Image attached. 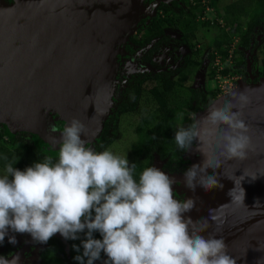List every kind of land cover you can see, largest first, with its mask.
Listing matches in <instances>:
<instances>
[{
	"label": "water",
	"instance_id": "obj_1",
	"mask_svg": "<svg viewBox=\"0 0 264 264\" xmlns=\"http://www.w3.org/2000/svg\"><path fill=\"white\" fill-rule=\"evenodd\" d=\"M142 2L0 0V124L56 146L75 118L84 125L81 138L92 143L112 105L118 51L141 19ZM245 86L212 109L231 101L242 113L250 138L247 158L220 156L219 134L201 120L207 164H221L207 174H216L223 188L186 187L184 200L195 206L184 215L199 234L222 237L236 264H264V87ZM57 120L63 121L60 130ZM205 159L200 153L195 162L202 166ZM242 188L244 202L232 201L229 191L243 195Z\"/></svg>",
	"mask_w": 264,
	"mask_h": 264
},
{
	"label": "clouds",
	"instance_id": "obj_2",
	"mask_svg": "<svg viewBox=\"0 0 264 264\" xmlns=\"http://www.w3.org/2000/svg\"><path fill=\"white\" fill-rule=\"evenodd\" d=\"M246 99L240 94V101ZM234 108L228 101L202 119L210 122L213 134H219L220 156L244 160L250 147L248 126ZM204 131L197 121L179 128L174 136L183 151L198 141L196 149L206 157L202 166L193 164L184 172L185 186L193 191L197 185L206 191L223 188L216 174H207L221 164L219 160L215 167L207 164ZM83 132L84 125L75 118L64 128L56 163L46 158L20 170L13 167L15 157L6 164V174L0 176V243L9 229L28 233L38 243H46L56 233L75 240L87 230L83 253L74 257L80 264L85 258L86 264H94L102 251L107 256L104 264H236L222 237L206 238L195 230L191 217H185L195 202L174 197V177L151 166L137 180L134 162L87 147ZM241 191L243 195L233 196L231 189V200L243 203L246 194ZM94 232L102 239L94 238ZM8 239L16 243L15 236ZM73 248L80 251L77 245ZM0 264H20V258L0 256Z\"/></svg>",
	"mask_w": 264,
	"mask_h": 264
},
{
	"label": "trees",
	"instance_id": "obj_3",
	"mask_svg": "<svg viewBox=\"0 0 264 264\" xmlns=\"http://www.w3.org/2000/svg\"><path fill=\"white\" fill-rule=\"evenodd\" d=\"M187 1V0H183ZM200 1V0H199ZM174 5H177L176 3ZM179 7V6H178ZM165 12V17L159 20H153L147 29L144 31V37L140 41L130 38L132 42L136 43H149L152 38L160 36L159 42L155 43L150 48V53L156 50L161 43L165 40L164 36V23L166 21L167 26H176L181 28L183 31L188 29L190 25H193L194 18L198 16V8L190 6L191 18L183 17L185 9L182 7L178 8L175 12L167 4L161 6ZM233 4L226 5L223 9L224 13L222 19L224 21V27L234 28V22L238 24L239 18L237 13L246 15L253 9L251 15V23L247 31H240L239 44L242 47H248L249 32H252L256 27L261 25V12H264V0H247L246 5L237 3L235 9ZM236 13V14H235ZM240 30V28L236 27ZM221 35L217 36L213 40V51L208 56V63L213 61L215 55H219L223 61L230 49L231 39L227 33V30H221ZM256 34V33H254ZM191 38L189 40L191 41ZM235 54V51L233 50ZM235 60V58H234ZM224 62V61H223ZM241 60H238L240 63ZM244 63V61L242 62ZM200 65L198 60L194 58L189 59L188 55L184 57V60L178 67H175L169 71H162L159 73H147L141 75V78L137 77L132 79L133 84L130 85L127 92L122 93L121 100L116 106L114 112L109 118L103 123V128L100 135L95 143V151L102 152L106 150L114 141L116 135L117 123L116 118L124 113L134 111L137 104L141 99L146 105L151 107L139 117V121L133 126L134 133L137 135V141H135L131 148L132 154L136 156H142V162L135 163L137 165L134 177L138 180L139 174L146 167L150 166V161L153 157L152 152L158 154L159 158L166 159L171 156L170 153L181 152L175 142V132L177 128L178 117L186 116L191 112L202 111L206 105L213 102L216 91L207 89L204 93L198 92L195 89L188 88L185 84L190 76V73L194 72ZM223 68L222 73L226 74L230 71L227 65ZM253 72L255 71L256 77L245 78L246 81L253 82L260 76H264V55L261 56L260 60L257 59L252 65ZM241 73V71H238ZM210 74L214 75V70L209 71ZM247 75V72H245ZM141 79V80H139ZM218 92V90H217ZM193 101L195 102L193 104ZM150 103V104H148ZM188 122L185 128L192 125L193 119L188 118ZM63 121H56L55 127L62 128ZM6 126L0 124V167L5 169L7 163L11 162L15 157H18L17 161L13 164L14 168L24 170L26 167L32 166L34 162H43L46 158H50L53 163L58 162V156H49L43 152V149L38 146L37 143H43L42 140L34 134L28 132H16L13 139L9 142V145L3 141V130ZM7 157L8 159H4ZM170 159L165 161V166H170ZM179 162L177 163L178 167ZM175 168V167H174ZM82 232L79 234V238L72 240L67 239L69 247L68 257L65 262L68 264H80L79 261L74 259L77 255H82L83 247L82 241L86 239V233ZM93 237L96 239H102L99 232H94ZM50 241V240H49ZM73 245H77L80 251L77 252ZM49 248L52 250H59V246L54 239L50 242ZM87 258H85L86 263Z\"/></svg>",
	"mask_w": 264,
	"mask_h": 264
},
{
	"label": "rangeland",
	"instance_id": "obj_4",
	"mask_svg": "<svg viewBox=\"0 0 264 264\" xmlns=\"http://www.w3.org/2000/svg\"><path fill=\"white\" fill-rule=\"evenodd\" d=\"M157 1L158 0H151V1L143 0L141 18L145 17V16H147V18H151V16L155 13L153 11L155 10L154 8L157 5ZM204 2H205V4L201 3L199 5L198 11H197L198 16H199L198 19L202 20V23L197 24L198 25V33H197L198 38H197L195 44H199V45H197V47L200 48V52L198 51V54H197L198 56H193V58L195 60H198V61L201 60V62H200L201 65H199V68L196 71L190 73V76L188 77V80L185 84L188 86V88H191V89H194L195 86H198V84H200L201 88L205 91L207 89L213 90L214 92L216 91V96H215L213 102L211 104L207 105L202 111H198L196 113H194V112L191 113V117L193 119V122H197V121L201 122V120L203 121L202 118L204 117L203 115H204L205 111L211 110L215 104H218L223 99H226V97L228 95L229 96L233 95L235 92H237L239 90L240 86L246 85L245 87H247L249 85L251 86L252 83H256L257 85H259V86L262 85L264 87V76H260L257 80L250 82V83L246 80L240 79V76H239L240 73L238 72L237 68H238V66H239V68L241 66V70L244 71L246 66H243L242 64L238 65L239 54H242L240 47H238V45H237V40H239V38L236 35L238 34L239 31L236 30L234 32V30L231 27H223L224 22L222 19V15L224 13L223 8L225 5L230 3L231 0H204ZM250 17H251V15H247L246 17H242V18L239 17L240 20L238 22L241 23V26L245 27L248 19L251 20ZM262 22L264 25V15L262 16ZM141 25L145 26L144 24H141ZM141 25H139L137 23L135 25L131 35L134 34V32L136 30L140 29L142 27ZM222 29L227 30V33L230 36V39H231L230 41L232 44L231 49H235L237 47V49H239V51L237 50V54H235V56H234V53L232 51L233 60L230 64L229 63H223L222 64L220 62V64L223 65V68H226L225 65H227L228 69H230V71L227 74H222V76H220V74L217 73V70H215L216 69L215 60L210 61V63H208V56L211 55L212 51H213V45H212L213 40L215 38H217V36H220L222 34L221 33ZM166 32L172 38H176L179 35V33L177 31H173L170 29L166 30ZM128 39L122 43L121 49L118 51V54H117L118 70H117L116 81H115V90H114V97H113L114 101H112V106H111L108 114L113 112V110L115 109L114 105H115V102L117 101L116 94H117V92H119V89L122 86H124L127 78L131 74H134V73L139 71V67H136V66H138L137 60L140 58V53L128 52V49L126 48V46L132 47L131 48L132 52L135 51L134 45L132 46ZM256 40L257 41H256V45L254 47L252 56L253 55L255 56V54H258L259 56H263L264 55V32ZM258 49H260V50H258ZM185 51H181V56L185 53ZM258 52H260V53H258ZM159 54L160 55L154 59L158 65L165 66V65L171 64V57H170V54H168L167 49H163ZM237 55H238V58H237ZM240 56H242V55H240ZM234 58H235V60H234ZM223 61H225V59ZM217 64L219 67V63H217ZM250 64H251V62H250ZM214 66H215V69H214ZM150 68H151V66H149L147 69H150ZM210 70H214V75L209 73ZM249 70H251V69H249ZM230 76H231V78H230ZM250 78H254V76H252ZM229 82L232 83L231 88L229 86ZM219 86H221L222 88ZM217 90H218V92H217ZM148 104H150V103H148ZM150 107H151V105H146L141 100L137 109L133 113H129L127 115L121 116L117 121V133H116V137L114 139V142L106 150L112 151L116 155L126 156L127 159L129 160L130 164L133 163L132 159H134V158H132L128 155L130 144H131L132 140L134 139V134L132 132V129H133V126L135 125V123L137 122L139 116L146 113V111ZM53 116H55V115H53ZM57 121H59V120H57ZM3 132H4L3 134L5 137L4 139H11L13 137L14 132L11 131L8 127H5ZM96 138H95V140H96ZM198 143H199L198 141L194 140L192 148L185 151V153L182 155V157H179V156L174 157L175 160H177V158H178L179 161L183 163V168L190 167L193 164V162L196 161L195 159L198 158L199 154L201 153V152L197 151V149H196V145ZM37 144H38V146H40L43 149V152L45 154H47L49 156H58L59 145L54 146L51 144H47L45 142L37 143ZM92 144H93V142H92ZM89 147L92 148V145H90ZM160 162L161 161H155V163H151V166H155V167L162 170ZM162 171H164V170H162ZM3 175H4V173L0 169V176H3ZM169 176L174 177L175 180H179V181H182V183H184V174H182V176L180 175V177L171 176V175H169ZM185 189H186V187H185ZM180 192H181L180 188L174 189V193L176 194V196H178V194H180ZM9 236H15V239H16V243H14L15 245H18L22 241V239H20L21 238L20 234L17 233L15 235V232H13V231H11V229H9L8 234L5 236L4 241L2 243H0V249L2 247L12 245V243L9 242V239H8Z\"/></svg>",
	"mask_w": 264,
	"mask_h": 264
},
{
	"label": "flooded vegetation",
	"instance_id": "obj_5",
	"mask_svg": "<svg viewBox=\"0 0 264 264\" xmlns=\"http://www.w3.org/2000/svg\"><path fill=\"white\" fill-rule=\"evenodd\" d=\"M4 1L7 2V3H12L14 0H4ZM149 1H151V0H149ZM246 2H247V0H231V2L228 3L227 5L233 4L234 5L233 9H235L236 6H237V3H238V5H239V3L241 5H246ZM175 3L177 5H174ZM201 3L205 4L204 0H200V1L199 0H187V1H183V0H158L157 1V5L154 8L155 10L153 11L155 13L151 16V18H147V16H145V17H142L139 20L138 24L139 25L144 24L145 26L141 25L142 27L140 29L136 30L134 32V34L130 35L129 39H128L129 42L131 43V45L132 46L134 45L135 51L132 52V49H131L132 47H127L126 46V48L128 49V52L140 53V58L137 60L138 66H136V67H139V71L134 73V74H131L127 78L124 86H122L119 89V92H117V94H116L117 101L115 102V105H114L115 109H116L117 104L121 100L122 93L124 91L127 92V90L130 87V85L133 84L132 79H136L137 77L141 78V75H143V74L145 75L147 73H159V72H162V71L172 70L175 67H178L180 65V63L184 60V57L186 55H188L189 59H192L193 56H198L197 54H198V51L200 52V48L197 47V45H199V44H195L196 40L198 38L197 37V33H198V25L197 24L202 23V20L198 19L199 16L195 17L194 21H193V25L191 24L190 27L188 29L184 30V31L181 28L176 27V26H172V25L171 26H167V23L165 21V23H164L165 25L163 27L165 40L163 41V43L160 44V46L156 50L152 51V53H150V48L155 43L160 41V39H161L160 36L154 37V38L151 39V41L149 43H144V44L143 43H136V42L134 43V42L131 41L130 38H134V39L140 41L142 39V37H144V31L147 29V27L149 26V24L153 20L155 21V20L163 19L165 17V12L161 8V6L164 5V4H167L168 7H171L175 12H178L177 9L182 7V9L186 10L182 14L183 17L186 16L187 18H191V13H190L189 7L192 6V7H197L198 8ZM252 13H253V9L250 10V12L246 13V15L241 14L240 12L237 13V15L240 18H242V17H246L247 15H252ZM260 14L263 16L264 12H261ZM262 16H261V18H262ZM240 18H236V21L238 19L240 20ZM251 21L252 20L248 19L247 24L245 25V27L241 26V23H239V22H238L239 25H237V23L234 22V28H232L234 30V32L236 30H238V29H236V27L240 28V30H238L239 31L238 34L236 35L239 38V40H237V45H238V47H240V50L242 52V54H239V59L241 57L242 58L240 59L241 62L238 63V65L242 64L243 66H246V68L243 71V70H241V66H240V68L238 66L237 70L241 71V73L239 72L240 73L239 76H240V79H242V80H245V78H249L250 79V77H252V76L256 77L255 71L253 72L252 65H253V63H255V61L257 59L260 60V58H261V56H259L258 54H255V56L254 55L252 56V54H253L254 47L256 45V41H257L256 39L264 32V25H263L262 20H261V25L256 27L252 32H249V37H248L249 40L247 42L248 47H242L239 44V41L241 39L240 38V31H242V30L243 31L244 30L247 31L249 29ZM168 29L173 30V31H177L179 33L178 37L172 38L166 32V30H168ZM254 33H256V34H254ZM190 37H192L191 41L189 40ZM163 49H167L168 50V54H170V57H171V64L170 65H165V66L158 65L157 62L154 60L156 57H158L160 55L159 53ZM233 50L235 51V54H237V50L239 51V49H237V47L235 49H233ZM258 50H260V49H258ZM181 51H185V53L182 56H181ZM260 52H258V53H260ZM235 54H234V56H235ZM240 55H242V56H240ZM237 58H238V55H237ZM243 61H244V63H242ZM199 62H201V60H199ZM250 62H251V64H250ZM149 66H151V68L147 69ZM198 68H199V66L197 67V69ZM248 68L251 69V70H248ZM196 70H193V71H196ZM245 72H247V75L245 74ZM139 80H141V79H139ZM194 89L197 90L198 92H201V93L205 92V90H203L201 88L200 84H198V86H195ZM113 97H114V93H113ZM139 103H140V101H139ZM139 103L137 104L135 110L137 109ZM194 103L195 102L193 101V104ZM114 110H113V112H114ZM134 111H131L129 113H133ZM113 112L108 114V116L105 119V121L109 118V116ZM196 112H198V111H195L194 113H196ZM129 113H124L122 115H119L116 118V120H115L116 123H117L118 119L121 116L127 115ZM191 113H193V112H191ZM184 117L185 116H182V115L180 117H178L177 128H181V127L185 128V126H186V124L188 122L187 119L189 117L192 118L191 114H188L186 116L187 118H184ZM137 121H139V118H138ZM55 128L57 130L62 129V128H57V127H55ZM132 132L134 134V139L132 140V142L130 144L128 155L130 157L134 158V159H132L134 163H139V162H142V160H143L141 158L142 156H140V155L136 156L135 154L134 155L132 154L131 146L138 139L137 135L134 133V129H132ZM116 133H117V130H116ZM14 134H13V137H14ZM99 135H100V133H99ZM99 135H98V137H99ZM13 137L11 139H4L5 137H4V134H3V141L5 142V144L9 145V142L13 139ZM98 137L96 138L95 141H93V144L92 143H88V144H86V146L89 147L90 145H92V149H94L95 143H96ZM115 137H116V135L114 136V139H115ZM184 153H185V151L173 152V153H170L171 156L167 157L166 159H161V158H159L157 153L152 152L153 157H152V159L150 161V166L149 167H151V163H155V161H161L160 163H161L162 170H164L168 175L180 177V175L182 176V174H184L185 170H187L189 167L183 168V163L180 162L178 158H177V160H175L174 157L175 156L176 157L177 156L182 157V155ZM167 159H170L169 160V162H170V166L169 167L164 165L165 161ZM178 162H179L178 167H176ZM0 169L3 171V173L5 175L6 174L5 173V169L2 168V167H0ZM175 187L176 188H180L181 192H180V194H178V196H176V194L174 193V197L176 199L180 200V201H184V199H185V187H186L185 184L182 183V181L176 180V183L173 185L174 189H176ZM16 234L17 233L15 232V235ZM18 234H20V236H21L20 239H22V241L18 245H15V244L12 243L11 246L2 247L0 249V256H3L5 258H7V259H11L12 257L18 255L19 258H20V264H68V262H65L67 257H68V251H69V247H68V244H67V239H65L60 233H56L55 235H53L49 239L50 241L48 240L46 243H38V242L34 241L33 238L31 237V235L28 234V233H23V234L18 233ZM52 239H54L56 241V243L58 244V246L60 248L59 250H52V249L49 248V245H50V242L52 241ZM26 240L28 241V244L26 246H24ZM105 260H107V256L102 251L100 259L94 261V264H104Z\"/></svg>",
	"mask_w": 264,
	"mask_h": 264
},
{
	"label": "built area",
	"instance_id": "obj_6",
	"mask_svg": "<svg viewBox=\"0 0 264 264\" xmlns=\"http://www.w3.org/2000/svg\"><path fill=\"white\" fill-rule=\"evenodd\" d=\"M231 47H232V44L230 45V49L228 50V54H227V56H226V58H225V61L223 62L222 60H221V57L219 56V55H215V57H214V59L213 60H215V64H216V69H215V66H214V69L215 70H217V73H219L220 74V76H222V70H223V65H221L220 64V62L223 64V63H231L232 62V60H233V56H232V51H233V49H231ZM217 63H219V67H218V64ZM221 65V66H220ZM227 74V73H226ZM230 78H231V76H230ZM229 86H230V88L232 87V83L231 82H229ZM219 87H221V86H219ZM218 87V88H219ZM222 88V87H221ZM220 89V88H219Z\"/></svg>",
	"mask_w": 264,
	"mask_h": 264
},
{
	"label": "bare ground",
	"instance_id": "obj_7",
	"mask_svg": "<svg viewBox=\"0 0 264 264\" xmlns=\"http://www.w3.org/2000/svg\"><path fill=\"white\" fill-rule=\"evenodd\" d=\"M193 164H196V162L194 161ZM193 164H192V165H193Z\"/></svg>",
	"mask_w": 264,
	"mask_h": 264
}]
</instances>
